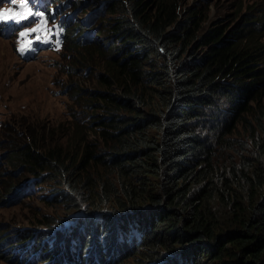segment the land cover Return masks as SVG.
<instances>
[{
    "label": "trees",
    "instance_id": "16d2710c",
    "mask_svg": "<svg viewBox=\"0 0 264 264\" xmlns=\"http://www.w3.org/2000/svg\"><path fill=\"white\" fill-rule=\"evenodd\" d=\"M188 1H88L80 12L100 29L64 51L83 66L101 58V73L97 89L67 87L87 120L79 146L23 137L1 174L4 198L34 176L55 182L50 200L81 208L15 232L37 262L264 264V11L207 24L208 4Z\"/></svg>",
    "mask_w": 264,
    "mask_h": 264
},
{
    "label": "rangeland",
    "instance_id": "374dc122",
    "mask_svg": "<svg viewBox=\"0 0 264 264\" xmlns=\"http://www.w3.org/2000/svg\"><path fill=\"white\" fill-rule=\"evenodd\" d=\"M188 3L185 10L196 3L208 4L207 24L235 16L242 6L244 14L253 10L264 11V0H189ZM9 7L11 4H6L4 9L8 10ZM95 26L96 29H100L98 24L93 25L94 29ZM69 35L71 36V33ZM65 46L69 48L74 47L75 44L72 45L68 41L61 48L44 50L37 59L25 62L17 53L18 43L0 36V188L7 181L1 178V174L10 169L8 162L12 160L16 164L20 161L19 159L14 161L11 155L16 148L29 143V140L23 137H36L37 131L42 139L41 144L46 148L49 143H52V148L63 147L65 151L73 147L75 150L76 146H79L81 128L78 125L84 124L87 120L81 115L82 109L76 104V99L72 95L77 91L78 86H74L71 91L70 89L67 91V87L79 83L87 90L97 89L98 73H101L98 63L101 58L89 59L91 64L83 66L78 61L86 64L87 60L83 59L84 56L77 51L73 54L76 62L72 61L73 57L69 59V53L64 51ZM74 63L78 67L76 72L69 68ZM80 69L87 70V78L90 81L85 84L81 82V74L77 73ZM76 110L79 116L74 115ZM11 140L18 142L12 143ZM70 163L73 165L72 162ZM18 172L20 175L21 169ZM32 181L23 182L22 187L11 195L8 201L0 193L2 243L6 242L7 239H3L14 229L44 225L40 221L51 218L68 221L81 212V208L69 209L62 202L59 204L54 201L55 199L44 198L50 194L47 188L54 186L55 182L47 183L43 179L45 183L35 186ZM0 264L18 263L0 255Z\"/></svg>",
    "mask_w": 264,
    "mask_h": 264
},
{
    "label": "clouds",
    "instance_id": "9594fccd",
    "mask_svg": "<svg viewBox=\"0 0 264 264\" xmlns=\"http://www.w3.org/2000/svg\"><path fill=\"white\" fill-rule=\"evenodd\" d=\"M84 1H85L86 6L77 8V7L71 6V4L78 2V0H53V2H54L53 8H59L60 9L61 15L59 17V21L61 20V17L64 13H67L72 17L71 22L68 23L66 38H65V41H64L62 47L68 42V40H70L71 37L75 36V38H76L79 32H84V34H85L84 36L81 37L82 39L89 38L91 36V29L94 25V22L89 24L86 21H83V19H84L83 15H81V13H80L85 8L87 10H89L91 8V7H87L88 1H86V0H84ZM95 12H96V10H92V11L90 10L88 13H85V16H90L92 13H95ZM80 21L84 24V26H83L84 29H82V30H80V27L78 25V23ZM71 30H72L73 34H71V36H70L69 33L71 32ZM49 50H51V49H49ZM28 180H33L32 183L35 186H37L38 184H41L43 182V178H40V177H30V178H27L24 182H27ZM22 183L20 185H18L17 188L12 193L8 194L7 201L9 200V197L11 195L18 192V190L22 187ZM47 189L50 190V194L48 196H45L44 198H52L54 195L53 190L51 188H47ZM76 215H81V214H76ZM40 227H44V226L37 225L34 227H29V228L14 229L13 231H11L10 234L6 235V238H5V239H7L6 242L2 243L0 241V255L3 254V256H7L11 261L14 259V262H16L18 264H42V263H39L36 261V257L34 256L33 251H28L29 249H25L27 247H23V245L16 243V239L18 237H17V233H15L17 231L20 232V231H23L25 229H41ZM43 229H45V228H43Z\"/></svg>",
    "mask_w": 264,
    "mask_h": 264
},
{
    "label": "snow or ice",
    "instance_id": "6c2138e0",
    "mask_svg": "<svg viewBox=\"0 0 264 264\" xmlns=\"http://www.w3.org/2000/svg\"><path fill=\"white\" fill-rule=\"evenodd\" d=\"M25 6H26V5H25ZM37 15H39V13H37ZM8 18H9V17L6 16L5 14L0 13V19H8ZM11 18L15 19V17H11ZM33 31L39 32V31H41V29L38 28V29H34ZM21 35H22V36H27L28 33H21ZM37 39H40V37L38 36ZM23 50H24V49L21 48V51H23Z\"/></svg>",
    "mask_w": 264,
    "mask_h": 264
},
{
    "label": "bare ground",
    "instance_id": "6f19581e",
    "mask_svg": "<svg viewBox=\"0 0 264 264\" xmlns=\"http://www.w3.org/2000/svg\"><path fill=\"white\" fill-rule=\"evenodd\" d=\"M36 133H37V131H36ZM57 133V132H56ZM48 137V136H47ZM46 139V138H45Z\"/></svg>",
    "mask_w": 264,
    "mask_h": 264
}]
</instances>
